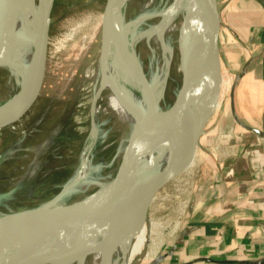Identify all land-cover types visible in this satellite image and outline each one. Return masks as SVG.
<instances>
[{
	"label": "rangeland",
	"instance_id": "374dc122",
	"mask_svg": "<svg viewBox=\"0 0 264 264\" xmlns=\"http://www.w3.org/2000/svg\"><path fill=\"white\" fill-rule=\"evenodd\" d=\"M174 1L135 0L125 8L123 23H134L144 16L142 22L136 23L135 33L149 32L168 19ZM106 3L107 0H55L41 94L23 118L0 130V156L6 157L0 164V216L38 208L53 200L80 174L81 158L83 165L89 162L85 183L67 193L61 204L96 193L116 174V167L130 145L132 129L122 126L112 114H99L95 119L92 114V77L103 45L101 31ZM169 19L179 25L183 16L174 12ZM177 40L178 34H167V42L175 54L167 73L161 110L174 103L182 85V74L177 71L181 61ZM134 51L146 76L153 80L165 62L161 48L153 37H144L135 44ZM222 76L225 92L222 97L221 90L220 108L208 126L217 122L228 107L229 79L223 72ZM5 77L0 72L3 97L8 93ZM15 94L14 90L10 97ZM3 103L0 101V105ZM98 105L103 102L99 100ZM94 125L98 135H91ZM199 159L157 194L148 210L147 225L152 229L147 243L131 264L150 261L182 221L194 178L202 172Z\"/></svg>",
	"mask_w": 264,
	"mask_h": 264
},
{
	"label": "bare ground",
	"instance_id": "6f19581e",
	"mask_svg": "<svg viewBox=\"0 0 264 264\" xmlns=\"http://www.w3.org/2000/svg\"><path fill=\"white\" fill-rule=\"evenodd\" d=\"M134 1L113 0V14L106 29L98 66L92 77L94 119L99 114L114 115L122 126L131 127L130 138L133 137L134 128L142 124L149 109V95L141 77L142 64L134 51L135 44L144 37H153L161 48L165 62L154 74L153 80L149 79L160 106L166 96L167 73L175 54L167 42V34H178V46L180 36L183 35L179 53L187 59L204 15L203 0H175V8L172 7L168 19H165L163 24L149 32L136 35V23L142 22L144 16L134 23H123L124 10ZM144 8L145 6L142 10ZM43 9V0H15L7 11L0 39V72L6 75L8 96L0 95V101H4L0 106V119L12 116L25 102L33 84L36 83L38 67L34 64L33 57L35 37ZM174 12L183 16L179 25L169 19ZM177 71L180 73V63L177 65ZM214 72L213 46L192 79L190 104L196 109L193 110L188 124L179 126L175 119H164L165 121L160 123L141 125L142 140L137 155L143 161L150 162L152 169L126 188L123 197L113 198L81 228L59 230L40 225L38 221L47 217L48 213H38L33 219L24 221H6L0 227V264H103L104 260L105 264H131L147 243L148 234L152 229L147 225L148 210L156 198L149 205L137 203L124 216V196L133 193L155 176L166 173L185 156L194 136L191 123L200 126L218 105L219 96L215 90ZM14 90L16 94L10 97ZM99 100L103 105H98ZM166 110H160L150 118H161ZM95 133L98 135L94 125L91 135ZM82 160L83 158L80 174L76 175L72 190L80 189L85 183L89 162L83 165ZM108 236H111L112 241L109 240L106 249L88 256L81 255L84 246ZM121 236L119 244L114 245V240ZM58 254L59 257L52 259L51 256ZM106 254L110 255L106 257Z\"/></svg>",
	"mask_w": 264,
	"mask_h": 264
},
{
	"label": "crops",
	"instance_id": "0c3cea01",
	"mask_svg": "<svg viewBox=\"0 0 264 264\" xmlns=\"http://www.w3.org/2000/svg\"><path fill=\"white\" fill-rule=\"evenodd\" d=\"M217 11L228 107L200 139L182 221L145 264H264V0Z\"/></svg>",
	"mask_w": 264,
	"mask_h": 264
},
{
	"label": "water",
	"instance_id": "95a60500",
	"mask_svg": "<svg viewBox=\"0 0 264 264\" xmlns=\"http://www.w3.org/2000/svg\"><path fill=\"white\" fill-rule=\"evenodd\" d=\"M14 1L15 0H0V39L2 25L6 18L7 11ZM43 3V16L35 37V55L33 57L34 64H37L38 67L36 83L33 84V88L26 97V100L22 106L17 108L13 115L9 118L0 119V130L16 123L21 118H23L32 109L33 105L36 103L38 97L41 94L47 70V51L55 0H43ZM112 4L113 0H107L102 21V44L105 39L104 36L107 26L113 14ZM203 8V20L199 26L195 44L187 59L181 57L180 73L182 74V85L180 91L174 103L169 108H167L166 111H163V116L161 118H156L155 120L151 119L150 117L156 113H159L161 108L156 100V96L153 92L149 78L146 76L142 66L141 77L149 95V109L148 113H145L144 120L142 121L141 125L143 126L147 123L153 122L160 123L168 119H175L179 126L188 124V122H190L189 119L193 114V110L196 109L195 106H191L190 104L192 79L213 46L215 57L214 81L215 90L219 96L218 105L214 107V109L209 113L200 126L197 127L194 122L191 123V127L194 129V136L189 148L185 153V156L177 165L172 166L166 173L155 176L153 179L140 186L133 193L124 196L126 199L122 211L124 216L128 213L127 211L131 210L137 203H145L149 205L165 185L191 167L192 162L195 160L197 148L205 128L219 107L223 76L218 42L217 0H203ZM185 22L187 23V20ZM182 41L183 35L181 34L179 46L182 45ZM141 125L134 128L133 137L130 138V145L117 167L114 178L101 190L77 202L61 204L60 201L62 198L67 193L72 191V187L75 184L74 179L58 196L48 203L38 208L27 209L0 216V227L10 219L24 221L30 218L33 219V217L38 213L49 214L47 217L42 218L38 222H40V225H47V227L51 229L55 228L64 230L81 228L85 226L88 221L94 218V216L104 207L105 204L115 197H123V191L126 188H128L134 181H137L152 169V164L150 162L143 161L137 155L141 147L142 140V135L140 132ZM5 160L6 157L4 155L0 156V164ZM121 239L122 236L118 238V240H114V245H118ZM109 240L112 241L111 236L99 239L95 243L84 246L80 253L82 256H88L94 252L104 250L106 249ZM108 253H110V251ZM109 255L110 254H106V257ZM59 256L60 255L58 254L57 256L51 257L52 259H55ZM105 263L106 260H104L103 264Z\"/></svg>",
	"mask_w": 264,
	"mask_h": 264
}]
</instances>
